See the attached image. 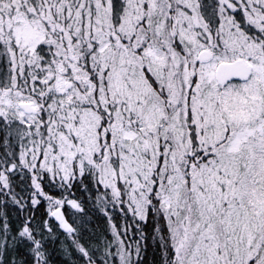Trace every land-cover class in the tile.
Instances as JSON below:
<instances>
[{
  "label": "snow or ice",
  "instance_id": "snow-or-ice-1",
  "mask_svg": "<svg viewBox=\"0 0 264 264\" xmlns=\"http://www.w3.org/2000/svg\"><path fill=\"white\" fill-rule=\"evenodd\" d=\"M0 264H264V0H0Z\"/></svg>",
  "mask_w": 264,
  "mask_h": 264
}]
</instances>
